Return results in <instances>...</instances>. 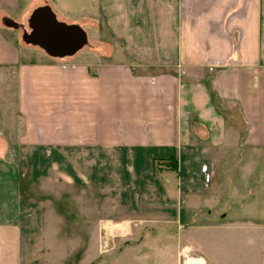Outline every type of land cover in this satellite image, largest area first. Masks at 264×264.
Wrapping results in <instances>:
<instances>
[{"label": "crops", "instance_id": "1", "mask_svg": "<svg viewBox=\"0 0 264 264\" xmlns=\"http://www.w3.org/2000/svg\"><path fill=\"white\" fill-rule=\"evenodd\" d=\"M41 7L86 42L46 49ZM0 67V264H264V0H0Z\"/></svg>", "mask_w": 264, "mask_h": 264}, {"label": "rangeland", "instance_id": "2", "mask_svg": "<svg viewBox=\"0 0 264 264\" xmlns=\"http://www.w3.org/2000/svg\"><path fill=\"white\" fill-rule=\"evenodd\" d=\"M92 41V38H90ZM91 45V44H90ZM16 88H17V76H15L14 74L9 73L7 70H4L0 67V132L3 131V128L5 130L9 129V126L12 130L13 127H16L15 123L16 121H14V118H17V111L15 109V107L13 106L14 102H15V98H16ZM7 118H9V122L6 120ZM15 118V119H16ZM13 119V120H12ZM7 121V122H6ZM4 122V123H2ZM7 124V125H6ZM7 126V127H6ZM10 130V129H9ZM235 166L234 169L232 171V180L233 181H237L239 182L238 184H240V181H242L241 178V173H240V168H238V166H240V159L235 158ZM239 160V162H238ZM220 174H223V172H220ZM242 187L241 185L239 186L238 192L240 194L243 193L242 191ZM246 189H244L245 191ZM242 208L240 207L239 204H234L233 205V211L232 213H229V215H237L238 213L241 214L242 211H240ZM62 225L64 226V222H62ZM64 228V227H63ZM125 238V237H124ZM104 239H107L108 245H104L101 248V251H103V253H106L109 256H113V249H115V244L114 247L113 243H116L119 238L116 236H110V237H105ZM120 239L123 238L120 237ZM113 241V243H112ZM112 244V246H110ZM116 247L117 243H116ZM113 248V249H112ZM111 251V252H110ZM166 252H164V255L166 256L165 259L170 260L168 258H170V256L173 254V250L171 251L170 248L165 250ZM189 252V254H193V252L187 250ZM233 255H234V261L237 262L238 260L241 261V258L237 255L239 253H241V251H236V248L233 249ZM109 253V254H108ZM161 253H163V251H161ZM53 258L54 262H57V264H63L66 261H74L73 264H78V261L81 260L80 264H92L90 263V261L88 260V256L85 255V253L81 252V251H74V252H67L65 253L64 250L62 251H57L53 254ZM238 258V260H237ZM56 260V261H55ZM124 260V259H121ZM188 262L191 263H195L198 262L199 259H195V258H188L187 259ZM126 261V259H125ZM233 263V260H231ZM72 263V262H69ZM186 264V263H185Z\"/></svg>", "mask_w": 264, "mask_h": 264}, {"label": "water", "instance_id": "3", "mask_svg": "<svg viewBox=\"0 0 264 264\" xmlns=\"http://www.w3.org/2000/svg\"><path fill=\"white\" fill-rule=\"evenodd\" d=\"M42 11L46 12L40 14ZM31 18L34 34L45 43L46 49H67L65 52L72 53L86 42L85 32L79 26L57 21L48 7L36 9Z\"/></svg>", "mask_w": 264, "mask_h": 264}, {"label": "trees", "instance_id": "4", "mask_svg": "<svg viewBox=\"0 0 264 264\" xmlns=\"http://www.w3.org/2000/svg\"><path fill=\"white\" fill-rule=\"evenodd\" d=\"M167 161V165L169 166V168H171L172 170H175V163H176V157L175 155H171L170 157H168L166 159Z\"/></svg>", "mask_w": 264, "mask_h": 264}, {"label": "built area", "instance_id": "5", "mask_svg": "<svg viewBox=\"0 0 264 264\" xmlns=\"http://www.w3.org/2000/svg\"><path fill=\"white\" fill-rule=\"evenodd\" d=\"M104 240H106V242H107V239H104ZM105 242V241H104ZM106 245V244H105Z\"/></svg>", "mask_w": 264, "mask_h": 264}]
</instances>
